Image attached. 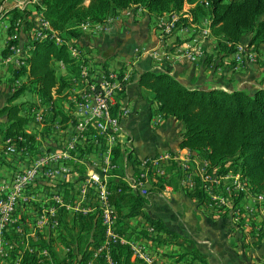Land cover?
Returning a JSON list of instances; mask_svg holds the SVG:
<instances>
[{
    "label": "trees",
    "instance_id": "obj_1",
    "mask_svg": "<svg viewBox=\"0 0 264 264\" xmlns=\"http://www.w3.org/2000/svg\"><path fill=\"white\" fill-rule=\"evenodd\" d=\"M197 2L198 0H40V5L36 6L37 16L30 10L14 9L11 12V25L7 31L9 46L1 54L3 57L11 54V46L16 45L21 48L26 65L21 68L9 67L12 73L8 87L11 96L7 104L0 108V141L14 140L18 154L22 152V149L33 151L37 143V134H28L26 129L34 122V111L45 106L51 108L50 113L45 116V122L51 126L43 132L44 140L49 132H55L52 128L56 125L55 121H59L58 125L71 120L75 124L73 116L64 109L66 98L61 97L70 84L63 78H58L53 63L65 64L74 79H79L83 65L90 66L92 72L110 70L109 62L101 63V69L91 64L83 47L79 58L73 56L70 52L72 46L69 44L82 40L85 35L79 29L82 23H105L109 18L119 15L133 5H140L149 14L160 17L167 13H178L179 16H176L175 22L178 27L198 24L202 16H209L208 28L217 40V44L214 51L199 64L204 68L216 69L222 66L223 60L233 57L237 46L247 35H250L248 47H254L256 52L264 56V50H262L264 47V0H209L208 9L199 4L193 9V4ZM187 5L191 9L185 13ZM40 14L46 19L50 30L60 33L63 43L54 42V35L49 33H42L41 36L45 38L35 40L34 34L38 28L36 18ZM47 32L51 31L47 30ZM15 35L17 38L12 39ZM23 35H27L28 40L24 47L21 42ZM259 62L264 64L263 61ZM229 65H231L229 69L235 70L233 59ZM137 75V85L148 90L157 104L155 111L157 117L174 119L183 125L180 143L182 149L190 150L193 159L195 157L201 161H208L209 173L221 178L231 171L240 172L242 177L251 184L254 192H264V87L257 90L228 91L220 88L193 89L172 75L171 66H167L166 70L135 71L132 79ZM20 79H25L21 85L17 84ZM74 82L72 80L73 85ZM58 85V97L54 99L53 89ZM122 93L118 96V105L113 110L114 114H117L123 106L120 99ZM26 95H31L33 99L18 102ZM62 128L65 130V137L68 136L66 131L68 127ZM87 144L85 149L81 150V157L98 151L91 139ZM31 155L39 156L38 150L35 149ZM124 156L125 153L120 144H117L113 150L112 160L118 168ZM128 159L133 161L137 176L142 171V161L133 160L131 154ZM178 165H180L178 162L169 163L166 166L165 176H157L151 171L148 184L152 182L153 188L150 192H159L166 185L172 184L167 176L171 171L175 173L172 181L177 184L178 179L181 178V171L177 172L179 174L177 176L174 170L178 169ZM117 173L120 175L122 172L114 171L112 175ZM108 183L111 190L109 201L116 215L115 230L118 234L127 239L137 237L150 241H160L164 232L173 238L180 237L168 230L163 223L145 213L148 204L147 196L135 192L121 179L111 178ZM219 189L224 191L222 185ZM186 193L198 203L206 205L210 202L200 177H196V188L192 191L186 190ZM244 199L243 195H240L234 200V209H240L243 214L240 228L245 220L241 207ZM22 204L24 203L21 202L19 205L22 206ZM18 213L19 210L16 211L14 219ZM221 215L232 217L233 213L225 211ZM139 218L146 220L147 228H152V232L130 225V221ZM60 225L58 239L68 248L67 255L70 260L77 259L78 262H85L95 250L101 247L106 238L100 211L88 216L67 215L61 212ZM9 228L14 231V224L9 225ZM38 235V241L31 242V246L48 249L50 260L55 264L65 262L58 257L54 241L44 240L42 234ZM16 253L17 249L12 252V255L14 254L15 257ZM110 254L115 264H133L131 261L133 251L128 245L112 244ZM197 255L200 256L198 252ZM201 261L204 260L201 259ZM21 264H51V262L25 250Z\"/></svg>",
    "mask_w": 264,
    "mask_h": 264
},
{
    "label": "crops",
    "instance_id": "obj_2",
    "mask_svg": "<svg viewBox=\"0 0 264 264\" xmlns=\"http://www.w3.org/2000/svg\"><path fill=\"white\" fill-rule=\"evenodd\" d=\"M27 4L25 9H21V4ZM40 5V0H0V108L4 107L11 96L9 91V80L12 77L10 66L16 67L15 64L8 63L7 60L10 54L6 57L2 56V52L9 46L7 31L11 25L12 14L14 9L21 11L30 10L34 15H38L36 6ZM191 9L190 6L185 7V13ZM41 15V14H40ZM39 15V16H40ZM36 18V20L39 18ZM189 17V16H188ZM208 16H202L198 24L190 25L182 29L174 31L171 35L165 38L164 42L173 43L176 45L182 44L191 39L194 27L199 31H204L207 37L212 40L208 42L210 49L214 51L217 40L211 35L208 25L202 24V19L205 20ZM175 19H177L175 17ZM163 21V17L156 14H147L142 18H124L122 22L115 23L110 32L100 36L85 34L82 42L96 58V66L101 69V63H108V67L112 69L116 66H123V63L134 55L137 48L148 49L160 46L161 37L160 31L157 30L156 22ZM46 30H50L49 24L46 22ZM201 25V26H200ZM48 27V28H47ZM27 36V35H26ZM26 36H22L23 47L28 42ZM38 38H45L40 36ZM250 44V35L244 37L241 46L248 47ZM251 49L253 47H250ZM29 49H31L29 47ZM264 50V47L262 48ZM75 51V52H74ZM70 52L73 56L79 58V51L71 47ZM105 58V60H104ZM121 58V60H119ZM134 58V57H133ZM233 57H228L223 60V65L219 68L202 67L200 65L187 64L181 62L171 66L172 75L179 81L184 83L189 88H220L223 90L247 89L257 90L264 87V64L262 62L249 64L240 70H231L229 67ZM85 62V61H84ZM57 76L68 81L70 86L65 89L61 97H65L64 109L69 115L75 119L79 117L78 100L83 91L88 88V80L82 66L81 75L78 78L82 82L76 81L70 74L67 66L61 62H54ZM99 66V67H98ZM135 71L143 70H166V67L156 66L149 56H142L135 65ZM25 79L18 80L17 84L21 85ZM138 75L135 76L127 85L125 91L121 94L120 99L124 107H128L130 115L122 120V132L118 141L125 156L119 163V175H112L111 178L121 179L130 185L131 180L135 176V166L133 161L128 159L131 154L133 160L143 161L148 157H154L160 154L171 152L182 156L186 153V149L180 147L181 133L183 125L174 119H164L157 122L155 111L157 104L153 101L152 94L137 85ZM59 85L53 89V97H58ZM24 101L33 99L31 95H26ZM77 98V99H76ZM80 101V100H79ZM40 110L44 112V124L37 123L35 120L36 112L33 113V121L28 125L26 132L28 134L36 133V146L39 156L44 152L51 151L57 143H65L68 141V136L65 137V130L62 128L68 127L66 130L69 134L72 127L75 126L72 120L67 123L55 121L56 125L52 126L55 132L48 133L47 138H42L43 132L51 125L45 122V116L50 113V107H42ZM38 111V110H37ZM47 131V130H46ZM57 140V141H56ZM40 143V145H39ZM6 142L0 141V182L9 183L14 174L31 167L39 157L32 156L33 149H22V152L16 156L7 154L5 151ZM79 148L73 153L72 159L67 165L70 168V173L67 176V181L59 183L52 181L45 183L37 181L33 187L29 188L23 196L18 200L17 211L14 223H8L3 234L5 243L3 253H0V264H21L23 253L28 250L35 253L36 256L42 257L43 260L50 259V251L40 246H31V242L38 241V234L43 235L44 240H53L54 248L60 260H64L62 264H108L107 251L101 253L99 250L104 246L95 250L91 257L85 262H78L77 259L70 260L68 258V248L58 239L60 230L61 212L67 215H83L88 216L95 214L97 209L96 201L90 200L82 208L83 212L74 209L75 196L79 194L82 188V179L85 178L90 170V167L98 157V151L94 154H84L82 157ZM31 150V151H30ZM190 153L191 151L188 150ZM194 162V163H193ZM189 172H185L180 165L177 166L176 173L181 171V178L176 182L172 181L175 173L170 172L167 176L172 184L166 185L161 191L150 192L153 188L151 183L147 184L148 189V204L145 208V213L152 219L160 221L163 225L179 235V238H173L168 233L164 232L163 238L160 241H150L144 238L127 239V244L133 251V264H146L142 259L137 258L134 250L142 251L145 255L150 256L154 260V264H264V212L257 208L246 213L242 227L234 224L233 218L221 215L216 208L210 207V202L201 204L193 200L187 195L186 190L192 191L196 188V175L202 169L209 168L208 161H201L194 157ZM180 169V170H179ZM116 170V171H118ZM199 170V172H198ZM174 173V174H173ZM238 172H228L224 176L233 175ZM177 176L179 174L177 173ZM156 182V180H154ZM177 181V180H176ZM73 188V189H72ZM216 192H221L216 189ZM60 196L65 203L56 213V221L58 226L53 223L48 226H38L36 214L45 207L53 205V198ZM6 199V194L0 192V201ZM22 206H20V203ZM253 206L251 199H244L241 204L242 210L246 206ZM16 213V212H15ZM14 213V215H15ZM14 224V231L9 228V225ZM130 225L148 229V224L143 218L133 219ZM17 249V253L12 255V252ZM197 252L200 256L197 255ZM113 261L110 250L108 252ZM204 260V261H201Z\"/></svg>",
    "mask_w": 264,
    "mask_h": 264
},
{
    "label": "built area",
    "instance_id": "obj_3",
    "mask_svg": "<svg viewBox=\"0 0 264 264\" xmlns=\"http://www.w3.org/2000/svg\"><path fill=\"white\" fill-rule=\"evenodd\" d=\"M18 4H21V9L27 7V4H22V2ZM198 4L205 9L209 8V0H198L197 3L193 4V9ZM146 14L147 10L144 7L133 5L119 15L109 18L105 23L85 22L79 26V29L84 34L100 36L110 32L113 25L122 22L124 18H142ZM176 16H179L178 13H167V15H163V21L156 22L157 30L160 31V46L142 50L137 48L133 55L134 58L132 57L128 62L123 63V66H116L108 71L97 70L92 72L91 67L88 65L83 69L88 80V88L82 94H79V117L77 124L72 127L68 134V141L57 143L51 151L40 154L31 167L15 173L9 183L0 182V192L6 194V199L0 201V253L4 252L5 239L3 232L8 223H14V213L17 211L18 200L25 191L30 187L32 188L35 182L39 180L45 183L52 181L63 183L67 181L66 178L70 173V168L67 165L68 161L72 159L74 152L79 148H85L89 139H91L94 146L98 148L99 154L93 161L87 176L82 179V188L74 198V209L83 212L84 209L82 208L87 202L90 200L96 201L95 209L100 211L106 231V242L99 252L107 251L108 264H114L108 255L111 245L117 243L127 244V240L115 230L116 215L109 201L111 196L109 178L118 169V166L112 160L113 150L121 137L122 120L130 115L129 108L124 106H121L117 114H114L113 110L118 105V96L130 83L136 70L135 65L142 56H149L159 65L173 66L182 61H187L192 65H199L204 58L213 52L208 46V42L212 40L207 37L204 31H199L197 27L192 28L194 32L191 39L183 44L172 47L169 43H165L166 37L174 31L184 28L175 24ZM37 22L38 28L34 34L35 40L42 33H49V35H54V42L57 44L64 42L58 31L47 32L46 19L42 15L39 16ZM206 23H210L209 16L206 18ZM16 38L17 35L13 36L12 39ZM69 45L76 48L80 55L82 54V40L75 41L74 44L70 43ZM10 49L11 54L7 62L11 63L10 61H12V64H15L17 68L25 66L26 63L23 61L24 56L21 48L12 45ZM236 49L237 51L233 54L235 70L245 68L249 64H256L258 61L264 62V56L256 52L254 47L251 49L250 47L238 45ZM35 112L36 122L44 124L45 111L38 110ZM161 121L162 117L159 116L157 122ZM186 150V153H183L182 156L167 152L144 159L141 164L142 171L133 177L129 186L140 195L147 196V184L151 171L157 176H165L167 173L166 166L169 163L178 162L185 172H189L194 159L188 149ZM6 152L10 155L18 154V148L14 140L9 139L6 142ZM163 164H165L164 167ZM195 177L201 178L202 187L210 199V207L224 212H232L233 222L236 226L240 227L239 224H241L243 216L240 209H234V200L238 196L243 195L245 199H251L253 202L252 207L248 205L244 208V216L256 208L264 212V192H254L251 184H248L240 172L219 178L209 173L206 168L197 173ZM221 185L224 191L216 192V189H219ZM63 206H65V203L62 198L55 196L52 206L45 207L36 214L37 225L48 226L53 223L58 226V223L55 222L56 213ZM134 253L137 258L142 259L146 264H154V260L142 251L137 250L136 252L134 250Z\"/></svg>",
    "mask_w": 264,
    "mask_h": 264
},
{
    "label": "rangeland",
    "instance_id": "obj_4",
    "mask_svg": "<svg viewBox=\"0 0 264 264\" xmlns=\"http://www.w3.org/2000/svg\"><path fill=\"white\" fill-rule=\"evenodd\" d=\"M202 24H206V18H205V20L202 19V21H201V25H202ZM201 25H200V26H201ZM49 28H50V27H49ZM44 37H45V36H44ZM169 44H170V46H172V47L177 46L176 44H173V43H169ZM182 44H183V43H182ZM82 45H83V48H84V50H85V52H86V57L90 60V63L96 65V58H95V56L93 55V53H92L89 49L87 50V48L85 47V45L83 44V42H82ZM179 45H180V44H179ZM239 45H240V44H239ZM244 47H246V46H244ZM104 60H105V58H104ZM119 60H121V58H120ZM152 62H153L156 66H163V67H167V66H169V65H159V64L155 63L153 60H152ZM182 62H186L187 64H189L187 61H182ZM179 63H181V62H179ZM76 82H82V83H85L84 81H81L80 78L77 79ZM22 101H24V98H21L18 102H22Z\"/></svg>",
    "mask_w": 264,
    "mask_h": 264
},
{
    "label": "bare ground",
    "instance_id": "obj_5",
    "mask_svg": "<svg viewBox=\"0 0 264 264\" xmlns=\"http://www.w3.org/2000/svg\"><path fill=\"white\" fill-rule=\"evenodd\" d=\"M176 20H177V19H175V22H176ZM46 25H47V24H46ZM47 28H48V27H47ZM74 52H75V51H74ZM77 52H78V51H77ZM85 76H86V75H85ZM85 79H86V78H85ZM87 84H88V83H87ZM247 182H248V180H247ZM248 184H249V182H248Z\"/></svg>",
    "mask_w": 264,
    "mask_h": 264
}]
</instances>
